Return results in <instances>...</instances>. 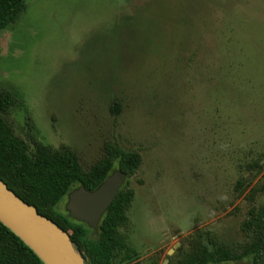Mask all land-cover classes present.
<instances>
[{
	"label": "rangeland",
	"instance_id": "obj_1",
	"mask_svg": "<svg viewBox=\"0 0 264 264\" xmlns=\"http://www.w3.org/2000/svg\"><path fill=\"white\" fill-rule=\"evenodd\" d=\"M25 4L0 31V88L37 139L84 168L111 143L141 153L125 264H163L199 228L242 243L264 201L246 197L264 171V158L260 173L246 166L264 151V0ZM6 117L26 138L21 105Z\"/></svg>",
	"mask_w": 264,
	"mask_h": 264
},
{
	"label": "trees",
	"instance_id": "obj_2",
	"mask_svg": "<svg viewBox=\"0 0 264 264\" xmlns=\"http://www.w3.org/2000/svg\"><path fill=\"white\" fill-rule=\"evenodd\" d=\"M25 0H0V31L14 23L25 10ZM12 89L0 88V179L37 211L67 231L86 264H125V238L130 228L128 209L134 190L127 178L102 215L97 229L67 217L56 210L57 203L74 187L96 188L114 169L133 175L139 169L142 156L136 149L108 144L103 155L84 168L77 152L67 145L55 148L37 139L35 122L26 105ZM24 111L26 138L15 134L7 119L15 105ZM259 157L246 164L248 169L262 171ZM242 181L237 180L238 186ZM264 194V171L246 194ZM97 231V232H95ZM245 239L229 243L219 239L210 229L199 228L188 235L176 253L167 256V264H213L243 259L248 264H264V201L251 205L248 218L242 222ZM137 257V256H135ZM134 257V258H135ZM0 264H44V262L14 232L0 222Z\"/></svg>",
	"mask_w": 264,
	"mask_h": 264
},
{
	"label": "water",
	"instance_id": "obj_3",
	"mask_svg": "<svg viewBox=\"0 0 264 264\" xmlns=\"http://www.w3.org/2000/svg\"><path fill=\"white\" fill-rule=\"evenodd\" d=\"M130 176L114 169L92 190L82 185L73 188L66 195V216L97 229L102 215ZM0 222L29 246L44 264H86L83 254L77 250L69 233L40 214L34 205L21 199L1 179ZM248 263L249 261L240 259L233 264ZM163 264H167V259Z\"/></svg>",
	"mask_w": 264,
	"mask_h": 264
}]
</instances>
